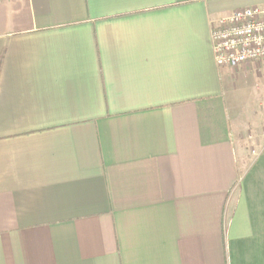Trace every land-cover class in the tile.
Returning a JSON list of instances; mask_svg holds the SVG:
<instances>
[{
    "label": "crops",
    "instance_id": "1",
    "mask_svg": "<svg viewBox=\"0 0 264 264\" xmlns=\"http://www.w3.org/2000/svg\"><path fill=\"white\" fill-rule=\"evenodd\" d=\"M263 3L0 0V264H264V100L210 46Z\"/></svg>",
    "mask_w": 264,
    "mask_h": 264
},
{
    "label": "built area",
    "instance_id": "2",
    "mask_svg": "<svg viewBox=\"0 0 264 264\" xmlns=\"http://www.w3.org/2000/svg\"><path fill=\"white\" fill-rule=\"evenodd\" d=\"M210 33L218 67L237 68L264 61V4L223 15L212 23Z\"/></svg>",
    "mask_w": 264,
    "mask_h": 264
},
{
    "label": "rangeland",
    "instance_id": "3",
    "mask_svg": "<svg viewBox=\"0 0 264 264\" xmlns=\"http://www.w3.org/2000/svg\"><path fill=\"white\" fill-rule=\"evenodd\" d=\"M264 4V3H263ZM259 63V62H257ZM251 64V65H241L238 70L232 74L235 82H240V79L243 78V74L246 75V80H243V83L246 84L245 87V97L246 98V110L245 113L254 112L259 103L264 100V65L262 64ZM242 83V84H243ZM244 118V117H243ZM263 131L257 135L256 133L251 135L252 146L249 151H246L249 159H253L260 152L262 144L264 142ZM259 136V137H257Z\"/></svg>",
    "mask_w": 264,
    "mask_h": 264
}]
</instances>
